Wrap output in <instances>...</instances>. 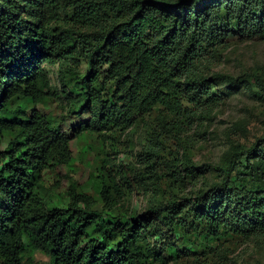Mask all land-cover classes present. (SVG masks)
Segmentation results:
<instances>
[{
    "label": "trees",
    "instance_id": "16d2710c",
    "mask_svg": "<svg viewBox=\"0 0 264 264\" xmlns=\"http://www.w3.org/2000/svg\"><path fill=\"white\" fill-rule=\"evenodd\" d=\"M245 38L264 39V0H0V264H167L173 246L161 242L163 231L176 240L177 230L190 235L198 224L208 239L262 238L264 135L232 145L219 179L193 198L139 215L114 212L119 189L107 172L96 176L100 209L76 182L64 192L44 183L49 169L72 162L74 138L98 141L151 113L176 132L184 120L209 118L242 83L261 95L259 76L257 92L239 77L205 74L220 49ZM43 62L59 63L69 112L86 117L71 134L64 118L41 110L60 95ZM82 63L88 72L77 80ZM219 83L225 93L213 91ZM150 127L152 165L165 141ZM168 155L172 182L204 174L187 152ZM34 251L48 260L33 261Z\"/></svg>",
    "mask_w": 264,
    "mask_h": 264
},
{
    "label": "rangeland",
    "instance_id": "374dc122",
    "mask_svg": "<svg viewBox=\"0 0 264 264\" xmlns=\"http://www.w3.org/2000/svg\"><path fill=\"white\" fill-rule=\"evenodd\" d=\"M216 54L215 61L205 68L206 75L239 77L249 83L253 91L258 92L252 78L259 76L264 80V39L232 40L228 47L220 49ZM41 67L47 71L52 91L55 89L60 94L57 97L53 95L41 110L55 119L64 118L61 121L62 130L71 134L72 126L85 121L86 117L77 120L69 112L67 101L61 95L62 70L59 63L43 62ZM87 72L86 65L82 63L76 72L77 80ZM75 81L72 80V83ZM223 86L219 83L213 91L223 90L225 93ZM259 92L261 95H254L242 83L229 91L225 101L209 118L184 120L182 129H177L176 132L169 131L168 127L165 130L156 123V113H151V117L137 121L131 127L102 133L98 141L93 138H74L69 144L72 162L69 166L49 169L45 173L44 183L51 187L58 182V186L54 187L55 192H64L70 182H76L80 192L95 197L96 208L100 209L102 203L98 200L96 176L107 172L109 180L113 181L114 178L119 189L118 202L114 209L118 214L139 215L148 206H165L174 198L184 202L193 198L198 190H205L219 179L220 173L216 168L224 163L232 145L241 142L249 146L264 135V91ZM27 108L31 109L33 106L28 104ZM150 126L160 132L165 141L162 155L155 163L152 160V165L147 163L150 161H145L144 155V150L151 144L148 138ZM3 142L0 141L1 146ZM176 151L187 152L196 167L204 172L197 181L185 179L172 182L169 172L174 169L170 166L173 158L168 153L173 156ZM104 158L109 159L105 168L102 163ZM146 165L150 167L147 168ZM203 230V224L194 225L190 235L179 229L175 234L176 240L171 235L168 236L169 232L163 231L161 242L165 240L173 246L172 253L163 255L167 264H264V236L245 239L225 234L218 239H208L200 234ZM149 231L157 234L160 230L150 227ZM157 243L160 244V241ZM202 249L204 253H200ZM31 256L33 261L40 263L48 260L39 251H34Z\"/></svg>",
    "mask_w": 264,
    "mask_h": 264
}]
</instances>
